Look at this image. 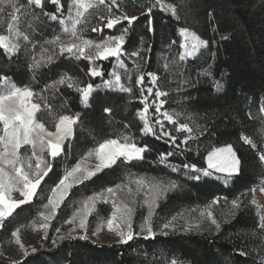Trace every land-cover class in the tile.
Here are the masks:
<instances>
[{
    "label": "trees",
    "instance_id": "obj_1",
    "mask_svg": "<svg viewBox=\"0 0 264 264\" xmlns=\"http://www.w3.org/2000/svg\"><path fill=\"white\" fill-rule=\"evenodd\" d=\"M67 2L41 0L38 8L28 0H0V35L18 10L44 25L47 15H55ZM161 2L173 8L174 15L160 10L155 0H104L98 7L99 18H133L123 25L124 50L136 54L138 61L128 94L108 93L102 98L95 92L83 105L79 90L105 81L112 66L109 61L100 63V78L88 75L87 63H79L85 80L74 90L59 84L46 86L44 76L54 66L31 75L24 61L7 59L0 53V77H10L21 86L42 92L41 106L52 109L55 119L67 116L77 120L72 141L49 163L50 170L33 199L2 222L0 255L15 232L30 237L32 233L24 231L26 226L38 229L44 225L41 216L64 169L106 140L116 139L145 148L142 160L120 162L72 187L48 224V240L56 225L63 226L76 212L80 200L124 185L127 180L120 179L124 170L168 187L149 219L150 226L155 230L158 226V230L151 238L124 244L65 238L17 264H161L159 260L164 258H172L175 264H264V231L252 204L253 189L264 182V123L251 117L255 109H264V0ZM98 17L93 26H97ZM180 28L194 31L206 42V49L187 61L175 57L166 63L159 57L161 48L171 42L178 44ZM142 71L160 77L167 103L174 105L181 118L179 124L187 126L192 135L186 143L177 140V149L157 139V133H141L136 116L141 109L136 101V80ZM215 84L220 85L219 90ZM245 139L256 143L257 149ZM225 146L232 148L239 161L238 172L228 184L187 177L181 172L185 167L203 169L206 155ZM164 156L175 171H160L155 166ZM101 207L97 204L89 215V226L98 218L105 220ZM201 211L208 212L210 220L201 217ZM157 215L160 224L156 223ZM137 217L134 215L133 220Z\"/></svg>",
    "mask_w": 264,
    "mask_h": 264
},
{
    "label": "rangeland",
    "instance_id": "obj_2",
    "mask_svg": "<svg viewBox=\"0 0 264 264\" xmlns=\"http://www.w3.org/2000/svg\"><path fill=\"white\" fill-rule=\"evenodd\" d=\"M28 1L35 7H41V0ZM155 2L160 10L174 15L173 8L161 0ZM103 3L104 0H68L55 15H47L44 25L33 22L18 10L6 32L0 35V53L7 59L18 57L24 61L31 75L35 72L42 74V71L54 66L48 76H44L46 86L66 85L74 90L85 80L79 63H87L90 66L88 75L100 78V63L109 61L112 66L105 81L96 87L86 86L79 90L83 105L88 104L95 92H99L102 98L108 93L128 94L138 61L136 54L124 50L126 28L123 25L133 18H99L101 12L98 7ZM96 17L98 24L93 26ZM177 33L178 44L171 42L161 48L159 57L166 63L175 57L187 61L206 49V42L194 31L180 28ZM49 75L51 79L47 80ZM136 87V101L141 105L136 116L143 135L154 136L157 133L160 135L157 139L174 149H177V140L186 143L192 139L187 126L179 124L181 118L174 105L167 103L158 75L142 71L136 80ZM215 88L219 90L220 85L215 84ZM41 93L30 86L19 85L10 77H0V228L17 208L33 199L50 170L49 163L63 153V147L70 144L74 135L77 120L67 116L55 119L52 109L42 108ZM251 117L264 123V109H255ZM245 141L257 149L256 143L249 139ZM144 151L145 148H138L132 142L110 139L71 168L64 169L60 183L47 200V210L41 216L44 225L38 229L26 226L24 231L31 232L30 237L15 232L0 255V264H17L65 238L102 245L151 238L158 226L157 230L151 227L149 219L159 196L168 187L159 180L138 178L124 170L120 173V179L127 180L124 185L80 200L76 212L63 226L57 224L48 240V224L72 187L120 162L140 161ZM261 160L264 162L263 156ZM155 166L160 171H175L165 156ZM238 169V158L231 147L225 146L214 148L206 155L203 169L185 167L181 172L187 177L211 178L228 184ZM97 204L102 205L105 220L98 218L89 226V215ZM252 204L264 231V182L253 189ZM136 214L138 217L133 220ZM200 215L210 220L208 212L201 211ZM155 219L160 224L158 215ZM159 261L161 264H175L172 258Z\"/></svg>",
    "mask_w": 264,
    "mask_h": 264
}]
</instances>
